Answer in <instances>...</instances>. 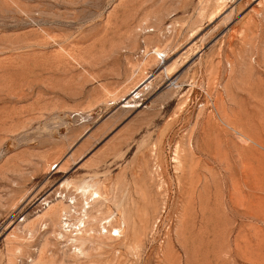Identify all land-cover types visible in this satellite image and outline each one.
I'll use <instances>...</instances> for the list:
<instances>
[{"label":"rangeland","instance_id":"374dc122","mask_svg":"<svg viewBox=\"0 0 264 264\" xmlns=\"http://www.w3.org/2000/svg\"><path fill=\"white\" fill-rule=\"evenodd\" d=\"M0 264H264V0H0Z\"/></svg>","mask_w":264,"mask_h":264},{"label":"bare ground","instance_id":"6f19581e","mask_svg":"<svg viewBox=\"0 0 264 264\" xmlns=\"http://www.w3.org/2000/svg\"><path fill=\"white\" fill-rule=\"evenodd\" d=\"M155 51H157L156 49H155ZM160 52H161V50H159ZM159 51H157L159 54H160V52ZM155 53V52H154ZM163 53V52H162ZM150 54V53H149ZM157 54V53H156ZM158 55V54H157ZM160 56V55H159ZM144 82V81H143ZM142 82V83H143ZM138 85H140V84H138ZM148 85V84H147ZM139 87V86H138ZM141 91V90H140ZM133 92V91H132ZM133 93H135V95H138L139 94V91H137V89L135 90L134 89V92ZM133 96V95H132ZM136 98V97H135ZM126 99V98H125ZM83 193L84 194H86V193H88V194H90V197H91V199H95L96 200V198L97 197H99L100 196V194H99V192L97 191V190H95V189H93L90 185H87L86 187H83ZM62 196V195H61ZM64 196V195H63ZM85 197V196H84ZM93 197V198H92ZM93 200H91L92 202H93ZM51 202V201H50ZM85 202V201H84ZM90 202V201H89ZM69 205V204H68ZM85 205H86V202H85ZM90 207V206H89ZM69 210V209H68ZM54 211H52V213H53ZM59 212L58 211H56V215H55V219H57L58 220V218H59V214H58ZM55 214V213H54ZM51 216H53V214L51 215ZM85 217V216H84ZM87 218V217H86ZM109 219V218H108ZM58 222L60 223V220H58ZM78 224H80V225H83L82 227H84L85 226V220H84V218H81V219H79L78 220ZM65 225V227L66 228H68L69 226H70V223H65V224H63V226ZM79 225V226H80ZM77 228V227H76ZM112 228V227H111ZM70 229V228H69ZM84 229V228H83ZM113 229H115V230H117V232H118V234H121V232L123 231V228L122 227H113ZM85 230V229H84ZM79 231H81V228H79ZM82 232V231H81ZM79 234V233H78ZM75 240V239H74ZM76 241V240H75ZM81 249V248H80Z\"/></svg>","mask_w":264,"mask_h":264}]
</instances>
